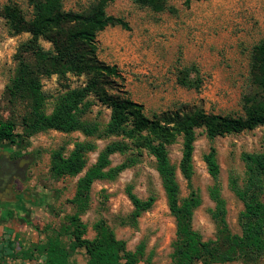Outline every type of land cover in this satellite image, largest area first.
I'll return each mask as SVG.
<instances>
[{
    "label": "trees",
    "instance_id": "1",
    "mask_svg": "<svg viewBox=\"0 0 264 264\" xmlns=\"http://www.w3.org/2000/svg\"><path fill=\"white\" fill-rule=\"evenodd\" d=\"M27 1L32 7L30 17L15 3L0 10L14 34L30 35L17 49L14 74L4 91L8 104L19 115H16L17 119H0V144L9 142L26 148L34 136L51 130L114 138L100 151L96 163L79 178L75 194L69 200L73 212L60 219L58 229L27 249L36 257L37 264H77L72 256L78 250L85 252L87 264H140L143 261L145 241L135 251L128 250L126 242L117 239L104 220L94 225L95 237L88 239V226L81 217L90 208L93 184L115 180L126 169L135 166L144 154L155 160V169L176 222L170 264H264V152L241 155L245 166L242 182L235 175L230 176L229 188L243 204L238 216L240 233H233L227 222V202L222 194L221 170L213 146L218 137L264 126V39L252 50L240 111L223 115L184 106L148 115L144 105L129 97L118 67L98 58L99 33L115 26L130 30L125 20L107 14L108 6L116 0H95L82 11H66L63 0ZM130 1L154 13L170 10L166 0ZM191 1L187 0V5ZM41 40L51 43L52 48L45 49ZM70 75L84 77L85 82L76 87L65 86L53 96V110L48 114L50 96L43 90V79L57 76L63 81ZM177 83L187 89L199 90L202 79L198 68L179 69ZM97 103L111 109L110 119L104 127L86 118ZM19 127L20 132L17 131ZM199 129L204 130L210 142L204 161L213 181L209 198L214 209L210 210V215L217 233L209 240L193 227L194 212L201 206L202 199L196 191H191L186 199H180L177 169L168 152V146L180 137V170L190 182ZM95 149L91 142H79L68 155L63 149L53 151L50 177L59 181L79 176L87 167L86 156ZM115 154L126 156V159L113 167L111 157ZM125 191L133 206L125 224L136 227L141 216L154 207L157 196L152 192L142 199L132 185ZM15 245L16 241L10 235L0 244L2 264H18L17 254L25 248L20 246L16 250Z\"/></svg>",
    "mask_w": 264,
    "mask_h": 264
},
{
    "label": "rangeland",
    "instance_id": "2",
    "mask_svg": "<svg viewBox=\"0 0 264 264\" xmlns=\"http://www.w3.org/2000/svg\"><path fill=\"white\" fill-rule=\"evenodd\" d=\"M93 1L63 0V5L66 11H82ZM166 1L170 10L163 13L138 7L130 0L111 3L107 14L125 20L130 30L115 26L99 33L98 58L118 67L129 97L144 105L148 115L184 106L223 115L240 111L249 59L253 48L264 39V0H192L189 5L187 0ZM12 3L17 4L28 17L32 15V7L27 0H0V10ZM29 37L28 33L14 34L0 15V119H17L16 115H19L8 104L4 91L14 74L17 49ZM41 44L45 49L52 48L46 40H41ZM191 66H196L200 72L202 85L199 90L187 89L177 83L178 70ZM84 82V77L72 75L63 81L57 76L43 79V90L50 96L47 113L53 110V96L65 86L76 87ZM90 111L87 120L101 127L108 123L110 108L97 103ZM17 131L20 132L21 128ZM112 140L114 138L86 137L80 132L66 134L51 130L34 136L26 148L9 142L1 143L0 153H31L33 161L25 178L17 183L16 190L21 196L12 204L0 205V237L6 227L16 241L14 249L18 250L20 246L29 248L37 244L58 229L60 219L73 212L69 200L75 194L79 178L96 163L100 151ZM79 142H91L96 146L86 156L84 172L77 177L53 180L49 173L52 152L63 149L68 155ZM213 146L221 170L222 194L227 202V222L233 233H240L238 216L243 204L231 192L229 179L235 175L243 181V153L264 152V126L218 137ZM209 148L210 142L204 130H197L193 175L189 182L180 170L182 139L178 137L168 146L170 160L177 169L180 199H186L191 191H196L202 199L201 206L194 212L193 227L205 240L213 239L217 233V226L210 215V210L214 209L209 198L213 181L204 161ZM125 159L126 156L115 154L111 157V166H118ZM128 185H132L142 199L148 198L152 192L157 196L154 207L141 216L136 227L125 224L133 211L125 191ZM81 219L88 226V239L95 237L94 225L104 220L116 238L126 242L128 250L135 251L145 241V256L140 264L171 263L176 222L155 169V160L147 154L115 180L96 181L91 190L90 208ZM5 235L8 236L7 232ZM72 260L77 264H87V256L82 250L73 254ZM16 263L37 264L38 261L26 249L17 254Z\"/></svg>",
    "mask_w": 264,
    "mask_h": 264
},
{
    "label": "flooded vegetation",
    "instance_id": "3",
    "mask_svg": "<svg viewBox=\"0 0 264 264\" xmlns=\"http://www.w3.org/2000/svg\"><path fill=\"white\" fill-rule=\"evenodd\" d=\"M32 161L31 153H0V205L12 204L21 196L16 186L25 178Z\"/></svg>",
    "mask_w": 264,
    "mask_h": 264
},
{
    "label": "crops",
    "instance_id": "4",
    "mask_svg": "<svg viewBox=\"0 0 264 264\" xmlns=\"http://www.w3.org/2000/svg\"><path fill=\"white\" fill-rule=\"evenodd\" d=\"M16 202V201H15ZM6 227L3 229V234L1 235L2 237H0L1 239H0V244L3 242V240L5 239V236H7V235H5V233L7 232V234H8V236L9 235H11V232L10 231H6ZM7 236V237H8ZM11 237V236H10ZM16 237V236H15ZM15 237H13V238H15ZM3 239V240H2ZM24 248H25V246H23ZM18 249H20V248H18ZM26 249H28V248H25V250ZM24 251V250H23ZM23 251H21V252H23ZM0 264H2V261H0ZM20 264V263H19Z\"/></svg>",
    "mask_w": 264,
    "mask_h": 264
}]
</instances>
